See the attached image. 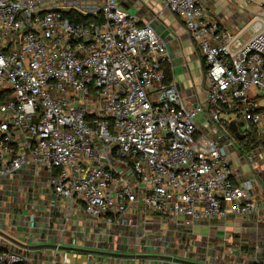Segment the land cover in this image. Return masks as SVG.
Listing matches in <instances>:
<instances>
[{
	"label": "built area",
	"instance_id": "2783aa9c",
	"mask_svg": "<svg viewBox=\"0 0 264 264\" xmlns=\"http://www.w3.org/2000/svg\"><path fill=\"white\" fill-rule=\"evenodd\" d=\"M160 1L205 60L204 99L189 102L168 80L172 59L155 13L120 0H0V189L18 185L29 199L28 240L42 216L57 228L38 226L34 238L57 244L93 241L85 224L67 227L75 214L96 226H139V238L162 248L206 225L223 258L231 227L219 222L256 211L254 182L231 150L252 159L240 145L247 136L264 149V0L236 31L203 0ZM3 208L0 229L17 228L23 213ZM105 235L102 246L111 243ZM58 249L46 254L0 235V264H76Z\"/></svg>",
	"mask_w": 264,
	"mask_h": 264
},
{
	"label": "rangeland",
	"instance_id": "374dc122",
	"mask_svg": "<svg viewBox=\"0 0 264 264\" xmlns=\"http://www.w3.org/2000/svg\"><path fill=\"white\" fill-rule=\"evenodd\" d=\"M129 11L133 12L134 10L131 8ZM149 14H152V12H146V15ZM240 128H242V125ZM245 146H247V149L257 152L255 148L259 147V144L255 146L247 144ZM239 167L242 168L245 176H250L256 182L252 194L257 201V207L248 220L238 223L239 226L237 227H231L230 242L226 245L227 254L223 258L220 257L221 255H218L219 258L214 257L217 253H222L223 245L218 246L214 237V231L209 232L206 225H196L194 227V232L197 234V236H194L197 239H194V236L190 238L176 235L172 237L173 240H176L175 242L162 248L158 246L159 243L156 240H149L146 237L139 238L136 234V232L141 230L139 226L127 224L124 226L107 227L104 223L97 224L96 226L92 222V219L86 216L82 217L84 218L83 221H85L83 229L91 232V240L93 241L86 243L88 245L69 244L67 241L68 244L63 245L69 247V249H58L57 251H66L71 263L76 264H166L170 262V260L160 258V254L186 257L201 262H210L209 264H264V159H259L258 156L255 161L242 159L239 161ZM2 182L5 181L2 179L0 183ZM35 200L39 206L45 204L43 197H37ZM28 202L29 199L25 197L24 191H21L18 185H12L11 187L4 185L3 189H0V208L4 207L3 210L9 211L11 214L20 211L23 215H20V223H16L17 228L14 224L6 225L2 223L1 226L8 227L7 230L5 229V232L12 235L15 239L23 243L36 244L34 241L29 243L28 239L23 237L24 235L28 236V231L30 230L29 222H26L29 221V217H26V214L28 211L30 213L33 212V210L28 209ZM59 214L61 212L57 211V215ZM22 217H25L27 220H23ZM51 220L46 216L40 217L38 222L40 230H44L45 232L46 229L51 228ZM251 223H257L258 227L251 228ZM32 227L33 235L35 236L36 228H34V225ZM49 231L51 232V230ZM105 233L110 237L111 243H105L102 246L100 242L107 241ZM50 236L52 235H48L46 238L56 239L55 236ZM78 248L133 256L124 257L111 256L105 253L81 252L78 251ZM45 253L49 254V252Z\"/></svg>",
	"mask_w": 264,
	"mask_h": 264
},
{
	"label": "crops",
	"instance_id": "0c3cea01",
	"mask_svg": "<svg viewBox=\"0 0 264 264\" xmlns=\"http://www.w3.org/2000/svg\"><path fill=\"white\" fill-rule=\"evenodd\" d=\"M120 1L122 2L125 8H132L135 12L139 13L142 16H145L146 12L155 13V15L157 16V26L168 42V49L172 59L170 63H166V71L168 69L170 70L172 74V79L178 83L181 91L189 102H196L199 99H204L206 97L204 81V58L200 54L197 46L189 35L183 21L168 7H166L160 0ZM203 1L208 7L210 15L217 19L221 26L226 27L232 31H236L242 25L247 23L251 16L260 9L263 0ZM193 94L195 95V100L192 97ZM240 145L242 144L240 143ZM246 150L249 151L250 154H252V159H247L248 161L257 160V156L259 159H264V149L260 145L259 147L255 148L257 152H254V150L252 151L249 149ZM231 156L233 158L235 168H237L238 170H242V168L239 167V161L244 158L240 156L239 151L231 150ZM252 180L255 185V180ZM29 214L31 215L30 211H28L26 217H29L28 219L30 220ZM83 219L84 218H82V216L75 214L74 217L71 219L70 223H68L67 227L70 229L72 227L80 226L85 222L83 221ZM30 223H33L37 233V221H31ZM219 223H225L227 225L230 224L228 225L229 228L237 227L239 226L238 223H241V219L240 217H237L234 214H230L225 220H222ZM51 228L53 230H56V223H52ZM23 237L28 239L25 235ZM28 241H34L35 243H57L58 240L57 238H42V240L36 241V238H34V235H32L31 240ZM46 251L54 252L55 249H49Z\"/></svg>",
	"mask_w": 264,
	"mask_h": 264
},
{
	"label": "water",
	"instance_id": "95a60500",
	"mask_svg": "<svg viewBox=\"0 0 264 264\" xmlns=\"http://www.w3.org/2000/svg\"><path fill=\"white\" fill-rule=\"evenodd\" d=\"M230 129L234 132L235 136L237 137V139H243L245 137L244 133H241L238 130V127L236 125L235 122H231L229 125ZM0 235L5 237L6 239L10 240L11 242H13L14 244L18 245V246H22V247H28L31 249H55V248H59V249H69V247L64 246L63 244H57V243H52V242H40V243H36V244H28V243H23L17 239H15L12 235L7 234L4 230L0 229ZM78 251H83V252H96V253H105V254H109L111 256H124V257H128V256H133V255H129V254H121V253H115V252H106V251H98V250H91V249H85V248H78ZM160 258L162 259H166V260H171V261H182L186 264H207L205 262H201V261H197V260H192V259H186V258H181V257H177V256H173V255H163L160 254L159 255Z\"/></svg>",
	"mask_w": 264,
	"mask_h": 264
},
{
	"label": "trees",
	"instance_id": "16d2710c",
	"mask_svg": "<svg viewBox=\"0 0 264 264\" xmlns=\"http://www.w3.org/2000/svg\"><path fill=\"white\" fill-rule=\"evenodd\" d=\"M204 63H205V60H204ZM166 72H167L168 80L172 79V74H171L170 70L168 69ZM246 138H248L247 144H251L252 145V143H253L254 145H252V146L258 145V143H257L256 139H254V137L247 136ZM240 142H241L242 146L244 147V149H247V146H245L247 144H245L243 140H241Z\"/></svg>",
	"mask_w": 264,
	"mask_h": 264
}]
</instances>
